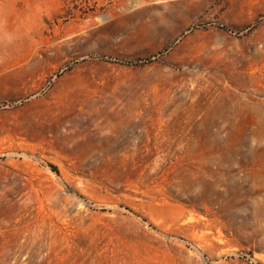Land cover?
Listing matches in <instances>:
<instances>
[{
    "label": "rangeland",
    "instance_id": "374dc122",
    "mask_svg": "<svg viewBox=\"0 0 264 264\" xmlns=\"http://www.w3.org/2000/svg\"><path fill=\"white\" fill-rule=\"evenodd\" d=\"M0 264H264V0H0Z\"/></svg>",
    "mask_w": 264,
    "mask_h": 264
}]
</instances>
